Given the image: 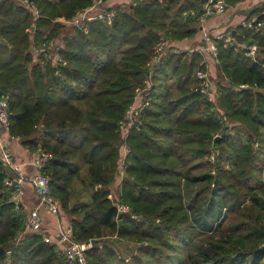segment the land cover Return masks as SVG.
Returning <instances> with one entry per match:
<instances>
[{
  "label": "trees",
  "instance_id": "obj_1",
  "mask_svg": "<svg viewBox=\"0 0 264 264\" xmlns=\"http://www.w3.org/2000/svg\"><path fill=\"white\" fill-rule=\"evenodd\" d=\"M33 1L37 14L21 0H0V97L9 103V136L52 154L43 171L73 239L96 240L89 263L264 264V24L237 26L230 44L215 40L213 102L199 91L202 53L170 45L196 35L191 11L204 0H129L112 6V23L90 21L87 32L62 19L94 0ZM253 17L264 23V3L245 23ZM58 40L67 65L56 74L36 52ZM161 41L165 52L151 67ZM254 44L256 59L247 54ZM151 73L150 102L123 139L120 122ZM6 175L0 159V264H68L57 242L26 231L29 213L9 201ZM120 204L137 218L120 216ZM115 238L134 243L133 253L123 256Z\"/></svg>",
  "mask_w": 264,
  "mask_h": 264
},
{
  "label": "built area",
  "instance_id": "obj_2",
  "mask_svg": "<svg viewBox=\"0 0 264 264\" xmlns=\"http://www.w3.org/2000/svg\"><path fill=\"white\" fill-rule=\"evenodd\" d=\"M55 1V0H54ZM109 0H94L93 4L79 13L70 21H65L70 26L81 27L86 32L88 31L87 23L96 19L105 20L108 23H112L116 16L115 9L108 5ZM22 4L29 7L33 12L37 14V7L33 0H21ZM230 3L228 0H204L199 13L194 10L191 11V15L196 18L197 26L200 27L202 32V40L204 42V51H208L214 58L218 56V46L215 40H224L226 44L233 42L234 37L232 34H225L224 32H213L207 27V20L220 16L229 9ZM250 21L245 23L248 27L260 29L264 23H254ZM197 27V28H198ZM55 43L44 44L42 48L38 49L36 56H43L49 61L56 69V74L60 73V69L67 65L66 60L59 55L56 50ZM166 49V42L161 41L155 48V54L149 66H153L161 56L164 54ZM247 54L252 58L256 59L259 55V48L256 44L250 45L247 48ZM151 76L146 80V85L143 88L137 89V96L135 102L127 110L124 119L120 122V129L122 138L126 139L129 129L131 126L139 122V116L142 110L149 104L150 87H151ZM196 77L200 80L199 91L204 94L210 101L216 100V88L213 86L212 79L207 71L198 69L196 71ZM241 88H248V84H241ZM0 124L5 128L9 134L10 128V114H9V103L6 96L0 97ZM255 149H259V143L254 144ZM124 154L121 158V170L120 174L123 176L124 159L126 158L129 148L126 144L122 146ZM219 152L214 151L210 155V161L215 162ZM52 157L51 153H46L39 149L36 151V157L34 158V166L36 167V173L30 178V182L34 187L36 194L40 200V207L43 208L48 214L58 217L61 213V204L53 196L52 188L50 184V177L43 171L44 165ZM0 159L7 170V175L4 178V185L7 188H12V194L9 201L13 204L16 211H20L24 205V182L25 175L22 170L21 164L17 163L11 149L9 148L8 142L0 136ZM113 195H110L112 198ZM118 210L124 214L128 213L131 217L137 218L135 214L131 212L129 206L124 204L118 205ZM43 230V218L39 209L35 208L28 214L26 222V231L41 233ZM73 226L72 223H68L65 226H60L58 235L56 236V242L65 254L68 264H90L87 257V250L92 247V242H78L72 237ZM45 241H51L50 237L44 235Z\"/></svg>",
  "mask_w": 264,
  "mask_h": 264
},
{
  "label": "crops",
  "instance_id": "obj_3",
  "mask_svg": "<svg viewBox=\"0 0 264 264\" xmlns=\"http://www.w3.org/2000/svg\"><path fill=\"white\" fill-rule=\"evenodd\" d=\"M127 2H129V0H109L108 5L113 6L116 4H123ZM263 3L264 0H237L236 2H231L230 7L226 11V13L220 16L212 17L207 20V27H209L215 33L218 31L220 32L222 31L225 34H231L230 33L231 30H234L237 26L241 24H245L246 19L248 17V13L251 11L252 8L261 5ZM253 20L255 21L256 17H253L251 21ZM201 38H202V32L199 27L198 32L196 33L195 36L190 38H185L183 40L172 41L170 42V45L179 50H188V51H193L194 49L199 50L202 53L204 61L207 64L208 74L210 75L211 79L212 78L215 79L217 76L216 59L208 51H204L203 47L205 45L202 42ZM55 45L57 47L61 46L62 42L58 40L55 43ZM213 86L216 88L214 82H213ZM0 136H2L8 142L9 148L11 149L16 162L21 164L22 170L24 172L25 175V182L23 184L25 190L24 208L27 214L30 213V211L35 208L39 209L41 216L43 218V230L41 233L43 235L50 236V239L56 242V236L58 235L60 226L61 227L62 225L65 226L66 224L71 223V221L69 215L62 210V207H61V213L58 217L48 214L43 208L40 207L39 197L36 194L34 187L30 182V178L36 173V167L34 166L33 163L34 158L36 157V151L33 152L25 145H23L21 139L16 137H10L8 132L1 124H0ZM122 154H124L123 149H122ZM120 170H121V163L119 166V173L117 175L116 182L111 187L112 195H114V192L117 195L118 188L120 187V183L122 181ZM112 242L114 243L115 246H117L118 250L122 253L123 256L128 257L133 253V251L131 250V253L128 254L127 251L130 250V246L128 245L127 242L121 241L117 238L113 239L111 243ZM129 243L134 244L132 242Z\"/></svg>",
  "mask_w": 264,
  "mask_h": 264
},
{
  "label": "rangeland",
  "instance_id": "obj_4",
  "mask_svg": "<svg viewBox=\"0 0 264 264\" xmlns=\"http://www.w3.org/2000/svg\"><path fill=\"white\" fill-rule=\"evenodd\" d=\"M201 39H202V38H201ZM202 42H203V40H202ZM203 43H204V42H203ZM212 80H213V82H214V84H215V81H214L213 78H212ZM215 86H216V85H215ZM114 194H115V192H114ZM117 194H118V193H117ZM115 195H116V194H115ZM115 195L112 196V198H113L114 201H115V198H118L117 195H116V197H115ZM186 201H187V203H188V202L190 201V198L187 197V198H186ZM216 212H219V210H216L215 213H216ZM212 220H215V219H212ZM207 234H208V233H207ZM49 237H50V236H49ZM51 240H52V239H51ZM202 240H203L202 238H198V239L194 242V248H195V249L198 248V246H199L198 244H199V242H201ZM127 243H128V245L130 246V250L127 251L128 254H129V253H131V250H132V251L135 250L136 245H135V244H131V243H129V242H127ZM131 248H132V249H131Z\"/></svg>",
  "mask_w": 264,
  "mask_h": 264
},
{
  "label": "water",
  "instance_id": "obj_5",
  "mask_svg": "<svg viewBox=\"0 0 264 264\" xmlns=\"http://www.w3.org/2000/svg\"><path fill=\"white\" fill-rule=\"evenodd\" d=\"M189 20H190V17H189V16H186V20H185V22L188 23ZM197 29H198L197 27H194V30H197ZM219 138H220V136H217L216 139H219ZM120 216H122V213H120ZM122 223H123V221L121 220V221H120V224H122ZM91 242H92V244H94V243H96V240H92Z\"/></svg>",
  "mask_w": 264,
  "mask_h": 264
}]
</instances>
